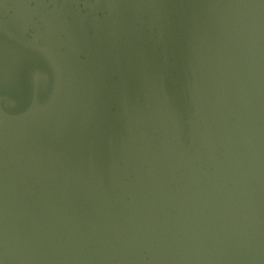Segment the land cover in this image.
<instances>
[{
	"label": "water",
	"instance_id": "1",
	"mask_svg": "<svg viewBox=\"0 0 264 264\" xmlns=\"http://www.w3.org/2000/svg\"><path fill=\"white\" fill-rule=\"evenodd\" d=\"M0 264H264V0H0Z\"/></svg>",
	"mask_w": 264,
	"mask_h": 264
}]
</instances>
